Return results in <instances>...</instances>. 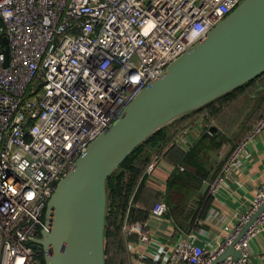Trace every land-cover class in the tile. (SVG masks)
<instances>
[{
    "label": "built area",
    "instance_id": "obj_1",
    "mask_svg": "<svg viewBox=\"0 0 264 264\" xmlns=\"http://www.w3.org/2000/svg\"><path fill=\"white\" fill-rule=\"evenodd\" d=\"M240 1L0 0V264H49L39 239L57 183L152 78ZM263 131L264 110L205 178L209 194ZM167 210L164 199L152 208L158 217ZM221 227L215 245L180 234L164 264H211L231 244L241 255L216 264H249L251 241L264 231V181ZM123 230L153 238L147 221L126 218Z\"/></svg>",
    "mask_w": 264,
    "mask_h": 264
},
{
    "label": "water",
    "instance_id": "obj_2",
    "mask_svg": "<svg viewBox=\"0 0 264 264\" xmlns=\"http://www.w3.org/2000/svg\"><path fill=\"white\" fill-rule=\"evenodd\" d=\"M8 55V47L5 48ZM264 72V0H241L206 37L173 59L99 133L57 183L46 207L39 241L49 264H107V179L147 137L175 117ZM252 110L236 131L249 124ZM229 142L208 175L218 170ZM208 182H205V190ZM241 251L229 245L211 264Z\"/></svg>",
    "mask_w": 264,
    "mask_h": 264
},
{
    "label": "crops",
    "instance_id": "obj_3",
    "mask_svg": "<svg viewBox=\"0 0 264 264\" xmlns=\"http://www.w3.org/2000/svg\"><path fill=\"white\" fill-rule=\"evenodd\" d=\"M230 91L227 96L228 92L178 115L160 127L157 140H149L143 146L147 160L129 200L133 205L131 218L135 219L130 221H147L153 238L143 239L138 233L125 237L131 264H164L170 245L182 233L190 232L197 241L215 245L222 232L221 224L234 220L236 212L246 209L257 186L264 181L263 131L215 195L205 190L204 176L214 168L224 136L228 135L220 122H229L232 127L244 112L253 109L255 119L264 110V72ZM214 139L222 140V145ZM155 158L158 163L149 172L147 166ZM160 199L166 200L168 210L158 217L152 208ZM176 225L181 232L170 234ZM249 264H264V231L251 241Z\"/></svg>",
    "mask_w": 264,
    "mask_h": 264
},
{
    "label": "trees",
    "instance_id": "obj_4",
    "mask_svg": "<svg viewBox=\"0 0 264 264\" xmlns=\"http://www.w3.org/2000/svg\"><path fill=\"white\" fill-rule=\"evenodd\" d=\"M230 92L226 93L225 95H229ZM161 132L162 128L156 130L143 142H141L107 179L109 203L106 223V235H120V243H125L126 236H135V233L130 235L125 234V231L123 230V223L127 215V218L129 220L135 221V219L131 218L133 205L130 206L129 200L133 193L137 180L145 168V162L147 158L145 154L142 153V148L147 141L157 140ZM192 154L195 157L197 156V153L195 154V151L192 152ZM207 175L209 174H205L204 177L207 178ZM106 253L108 254L107 248ZM106 263L113 264L109 255H107Z\"/></svg>",
    "mask_w": 264,
    "mask_h": 264
},
{
    "label": "rangeland",
    "instance_id": "obj_5",
    "mask_svg": "<svg viewBox=\"0 0 264 264\" xmlns=\"http://www.w3.org/2000/svg\"><path fill=\"white\" fill-rule=\"evenodd\" d=\"M242 99L243 98H241V100ZM250 112H251V110L249 112H244L243 114L239 115V117H238L239 119L236 120L235 125L232 126V127H231L229 122H223V121L220 122L221 126H223L225 130H227V134H228V135L224 136L225 142L223 144V147H222V150H221V154L225 150V148L227 147L229 142H233L234 143L235 141H237V139L239 137L235 139L234 135H235L236 131L238 130V128L240 127V125L242 124V122L245 120V118L247 117V115ZM253 120L254 119L252 118L250 120L249 124ZM247 126L245 127V129L247 128ZM221 134H222V132H221ZM214 142H217V144L220 145V146L222 145V140L214 139ZM117 170H119V169H117ZM108 203H109V191H108V188H107V209H106V219H105V248H107L108 254L106 253V259H107V255H109V257L112 260L113 264H131V261H132L131 255H130V253L128 251L126 243H123V242L120 243V235H117V236L114 235V234H111L109 236L106 235Z\"/></svg>",
    "mask_w": 264,
    "mask_h": 264
}]
</instances>
